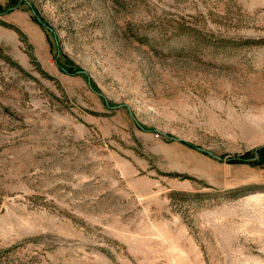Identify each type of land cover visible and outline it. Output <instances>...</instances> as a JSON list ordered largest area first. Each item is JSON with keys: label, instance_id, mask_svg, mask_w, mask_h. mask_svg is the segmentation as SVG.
<instances>
[{"label": "rangeland", "instance_id": "374dc122", "mask_svg": "<svg viewBox=\"0 0 264 264\" xmlns=\"http://www.w3.org/2000/svg\"><path fill=\"white\" fill-rule=\"evenodd\" d=\"M0 264H264V0H0Z\"/></svg>", "mask_w": 264, "mask_h": 264}, {"label": "trees", "instance_id": "16d2710c", "mask_svg": "<svg viewBox=\"0 0 264 264\" xmlns=\"http://www.w3.org/2000/svg\"><path fill=\"white\" fill-rule=\"evenodd\" d=\"M35 19H36V18H34V20H35ZM36 22L39 23V24H41L40 21H38L37 19H36Z\"/></svg>", "mask_w": 264, "mask_h": 264}]
</instances>
